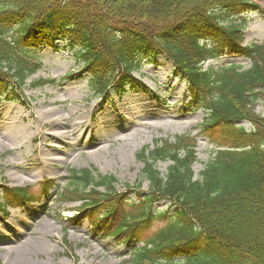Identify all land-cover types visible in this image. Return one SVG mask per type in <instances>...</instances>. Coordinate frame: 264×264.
<instances>
[{"label": "trees", "instance_id": "16d2710c", "mask_svg": "<svg viewBox=\"0 0 264 264\" xmlns=\"http://www.w3.org/2000/svg\"><path fill=\"white\" fill-rule=\"evenodd\" d=\"M257 10L244 0H0V99L23 102L25 81L39 69L31 54L57 41L76 50L89 89L103 100L144 89L133 72L162 56L186 84L187 110L205 114L198 134L223 149L194 178L196 138L157 139L137 154L140 180L123 193L113 176L70 170L72 189L58 193L82 202L70 222L86 219L124 246L130 258L122 264H264V117L255 112L264 104V43L243 45L245 14ZM224 53L249 60V68L203 70ZM159 162L170 164L164 176ZM53 183L44 182L42 193ZM0 189L4 217L7 207L33 200L28 188ZM159 201L168 209H154Z\"/></svg>", "mask_w": 264, "mask_h": 264}, {"label": "rangeland", "instance_id": "374dc122", "mask_svg": "<svg viewBox=\"0 0 264 264\" xmlns=\"http://www.w3.org/2000/svg\"><path fill=\"white\" fill-rule=\"evenodd\" d=\"M245 1L258 5L259 11L247 13L243 43H264V0ZM56 45L57 49L40 48L32 54L41 68L27 81L23 92L27 104L0 100L2 184L36 188L43 181H56L38 202L11 210L6 218L0 215V264H122L129 259L125 247L115 245L112 238L89 227L86 221L72 224L70 220L80 215L81 203L58 202L54 196L57 187L72 189L69 170L85 169L114 176L119 181L114 186L116 192H125L123 184L133 187L139 180L142 164L136 154L145 146L151 147L156 139L196 136L204 113L186 111L185 86L171 77L172 66L164 58H158L156 66L134 74L148 94L129 92L104 103L88 91L84 77L65 78L79 74L81 65L75 63L65 42ZM224 64L242 69L250 66L246 59L225 55L203 67ZM33 79H53L56 83L33 88ZM255 111L264 116L261 101ZM196 145L194 178L215 151L201 137ZM167 167L168 163L156 164L161 175ZM141 189L147 191V184L143 183ZM128 197L135 199L134 194ZM168 207L165 201L154 205L159 211ZM64 238L68 249L63 245Z\"/></svg>", "mask_w": 264, "mask_h": 264}]
</instances>
